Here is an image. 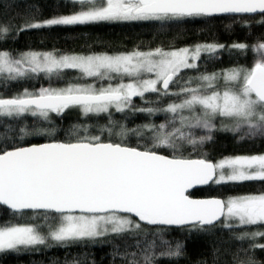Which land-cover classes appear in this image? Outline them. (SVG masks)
Masks as SVG:
<instances>
[{
	"label": "snow or ice",
	"instance_id": "obj_1",
	"mask_svg": "<svg viewBox=\"0 0 264 264\" xmlns=\"http://www.w3.org/2000/svg\"><path fill=\"white\" fill-rule=\"evenodd\" d=\"M69 2L72 10L67 14L42 18L33 9L22 24L0 20V43L33 29L100 22L239 15L260 16L259 23L264 24V0ZM225 49L241 55L252 51L256 56L250 67L238 64L220 72H199L202 56L219 58ZM69 70L77 73L72 80L67 79ZM191 70L198 74H185ZM40 77L50 82L47 87L0 94L4 127L0 132V205L17 214H38L23 223H0V253L128 236L133 239L129 247L135 251L122 254L124 264H162L163 258L186 254V241L165 239L171 228L193 233L221 227L237 231L235 239L247 242L231 254L228 264H264L255 256L257 249L264 251V243H258L264 240L260 230L264 229V191L206 199H195L189 192L210 183L264 182V153L215 162L181 154L186 144L196 149L211 140L217 124L225 131L242 133L241 139L264 138V37L254 45L213 42L116 54L0 48V81ZM149 93L157 100L148 103L175 99L163 107L133 103ZM70 109H78L85 117L107 114L109 123L99 134H87L88 126L74 125L64 140L55 138L56 129L51 126L24 124L13 130L9 123H22L30 116L51 125L53 114L60 116ZM113 110L162 112L168 118L128 128L111 119ZM196 129L206 134L198 136ZM38 136L48 139L25 145L16 142ZM130 136L137 138L135 146L128 142ZM165 150L171 154H164ZM250 227L256 230H244ZM71 264L81 262L73 259Z\"/></svg>",
	"mask_w": 264,
	"mask_h": 264
},
{
	"label": "trees",
	"instance_id": "obj_2",
	"mask_svg": "<svg viewBox=\"0 0 264 264\" xmlns=\"http://www.w3.org/2000/svg\"><path fill=\"white\" fill-rule=\"evenodd\" d=\"M35 9L42 18L56 14H67L72 10L69 0H0V20L7 18L14 24H22L23 17ZM260 16H216L185 18L182 21H135V22H100L76 26H53L51 28L33 29L11 35L0 48L27 51H59L62 53L119 52L141 49L147 51L157 47L179 48L203 43H222L231 45L234 42L256 44L264 37V24L259 23ZM247 21V23H245ZM256 54L252 51L241 55L236 50L225 49L219 53V58L202 56L199 72H220L234 65L251 66ZM188 76L197 75L195 70L185 73ZM77 73L69 70L67 79L72 80ZM50 82L44 78L3 82L0 81V94L11 96L21 92L24 88L38 89L47 87ZM53 86H56L54 83ZM62 86V83H61ZM173 98H163L160 103L156 101L155 94L149 93L141 99L136 97L133 103L137 107H163ZM166 113L158 112L149 115L146 112H115L111 119L125 124L128 128H136L149 122L162 123ZM12 129L27 125L38 124L41 127H54L56 139H67L69 130L74 125L88 126L87 134H99L101 128L108 125L107 114L99 116H82L78 109L66 110L62 115H52L51 125L48 122H37L34 117L25 118L22 123L9 121ZM118 130V129H117ZM4 131L0 125V132ZM85 134V133H81ZM105 135H107L105 133ZM2 139V137H0ZM48 137H27L24 140L16 139L17 143H43ZM113 139H116L113 137ZM132 146L137 143V138L129 137ZM145 141H140L144 143ZM264 153V138L241 139L237 133L216 131L211 140L206 142L201 149H192L184 146L181 154L186 157H204L218 161L224 157ZM164 154H171L165 150ZM264 191V182H228L210 184L191 192L194 197L216 196L227 198L246 193ZM19 214L14 213L5 206L0 205V223L16 222ZM148 231L153 226H145ZM246 231L255 228L244 229ZM264 230V229H260ZM237 231L217 227L210 232L188 233L179 228H171L165 239L186 241V254L178 258H163L162 264H228L231 254L240 247H246L247 242L237 241ZM133 239L128 236H109L98 243L74 244L69 247L54 245L52 247L38 246L36 249L22 250L20 252L0 253V264H71L73 259H78L81 264H124L123 253L135 251L129 247ZM264 243V240L258 241ZM120 256H113L114 252ZM255 256L264 260V251L256 250Z\"/></svg>",
	"mask_w": 264,
	"mask_h": 264
},
{
	"label": "rangeland",
	"instance_id": "obj_3",
	"mask_svg": "<svg viewBox=\"0 0 264 264\" xmlns=\"http://www.w3.org/2000/svg\"><path fill=\"white\" fill-rule=\"evenodd\" d=\"M186 115H187V113H185ZM168 118V116L166 115V118L163 120V122H165V120ZM162 122V123H163ZM225 123H227V122H225ZM218 130H220V131H225V130H223L222 128H221V125L220 124H217V129L216 130H213V132L211 133V135H212V137H213V135H214V133L216 132V131H218ZM226 132H230V133H235V132H232V131H226ZM196 134L199 136V135H205L206 134V130H203V129H196ZM238 134V136L241 138V136H242V133H237ZM208 142V141H207ZM205 144V143H204ZM203 144V145H204ZM203 145H200V146H198L196 149H201L202 147H203ZM184 146H188L187 144L186 145H184ZM189 148H192L193 149V147L191 146V145H189ZM35 216H38V214L37 213H34V212H31V211H27V212H25L24 214H19V216H18V218H19V220L18 221H16V222H21V223H23V222H26V221H28L30 218H32V217H35ZM37 222H39V223H43V221L42 220H37Z\"/></svg>",
	"mask_w": 264,
	"mask_h": 264
},
{
	"label": "water",
	"instance_id": "obj_4",
	"mask_svg": "<svg viewBox=\"0 0 264 264\" xmlns=\"http://www.w3.org/2000/svg\"><path fill=\"white\" fill-rule=\"evenodd\" d=\"M221 16H231V15H221ZM237 16H239V15H237ZM214 17H216V16H214ZM250 17H255V16H250ZM44 143V142H43ZM195 158H199V157H193V159H195ZM213 161V160H212ZM210 184H212V183H210ZM210 184H208V185H197V186H195L194 188H192V189H190L189 190V192L191 193L193 190H195V189H198V188H204V187H207V186H209ZM193 198H195V199H206V198H212V197H216V196H209V197H194V196H192ZM218 198H221V197H218ZM2 206H4V205H2ZM5 207H7V206H5ZM11 210V209H10ZM12 211V210H11Z\"/></svg>",
	"mask_w": 264,
	"mask_h": 264
}]
</instances>
